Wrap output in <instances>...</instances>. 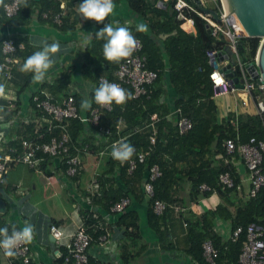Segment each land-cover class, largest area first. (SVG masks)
<instances>
[{
  "label": "crops",
  "instance_id": "1",
  "mask_svg": "<svg viewBox=\"0 0 264 264\" xmlns=\"http://www.w3.org/2000/svg\"><path fill=\"white\" fill-rule=\"evenodd\" d=\"M49 1L55 4L60 12L62 20L60 29L48 20L38 19L36 12L26 20L20 17H0V38L8 35L23 36L37 48V51L41 50L45 43L58 41L60 44L59 52L51 56L54 64L48 69L43 82H34L32 72L22 71L23 62L12 65L7 77L0 75V85L4 87V93L0 95V153L10 146L20 148L22 139L35 137L43 140L44 133H50L49 128L53 120L48 113L32 106L31 95L37 90H42L51 95L54 102L59 103L64 94L63 91L62 94L54 91L55 83L52 81L66 67L72 69L70 82L79 86V93L76 94H79L81 101L87 100V94L94 91L90 76L96 72L103 76L111 74V78L114 76V62L106 60L103 54L105 43L99 48L93 47L95 41L89 42L90 44L84 43L89 37L91 40L94 30L98 31L104 24L110 23L113 26L117 24L127 26L133 31L149 21L147 20L149 15L133 13L128 7L127 0H113L115 5L113 12L99 23L82 17L78 11L82 0H41L33 9H37L40 2ZM145 1L150 4L154 0ZM152 18L155 20L154 16ZM174 32V28H171L169 31L159 30L156 34L161 40ZM96 39L99 40L97 37ZM163 86L164 92L157 99L159 102L164 101L171 109L176 94L167 76L163 80ZM217 96L219 95L211 96L216 107L217 121L227 113L235 115L254 111L247 106L241 107L235 97L229 102L227 100L224 108L220 109L216 102ZM77 114L86 121L83 119L87 115L86 109H83L81 104L77 107ZM148 120L142 127L150 128L147 125ZM117 125L116 132L127 127L122 120H119ZM83 129L82 137L78 141L70 139L68 144L69 152L79 155L81 161L74 179L65 181L61 177L60 173L64 167L61 156H51L40 151L37 152V168L13 162L2 176L0 228L7 227L10 233L13 228L22 229L26 222L34 227L33 239L28 243L29 264H65L67 261L65 255L72 235L80 225H83L91 236L86 248L89 264H201L192 254L196 251V246H192L187 236L190 227L186 222L183 224V216L199 218L205 210L215 207L217 203H223L218 192L212 191L192 199L189 196L190 187L187 180H181L179 185L172 183L171 189L176 201L169 204L164 222L158 221L156 224L152 220L156 232L147 220L149 197L143 190V179L134 177L130 181L128 176L121 179L117 167L109 169L107 164L109 155L105 151L113 138L112 133L99 132L87 123ZM127 130L132 131V128L125 131ZM80 140L88 145L84 152L78 149L81 147ZM212 158L215 162L229 165L237 179L236 191L232 197L244 198L249 181L247 169L238 152L226 156L213 154ZM146 174L147 168L144 169L143 176ZM93 178L97 179V186L91 193V186L87 188L86 185ZM124 180L131 194L127 196L129 203L123 211H130L135 216L132 217L133 223L123 224L117 221L119 213L112 212L109 208L106 210L102 204L92 203L95 206L94 210L85 202L86 196L93 199L100 195L103 197L101 201L107 202L109 199L107 194L112 193L114 188L122 189ZM173 204L182 206L183 211H175ZM228 209L232 211L233 207L228 206ZM49 222L54 223L59 229L58 238L49 235ZM210 224L212 232L222 241L229 238L231 226L224 216L215 215ZM101 234H106L103 241L98 239ZM59 257L63 259L59 260ZM20 263V260L6 256L0 248V264Z\"/></svg>",
  "mask_w": 264,
  "mask_h": 264
},
{
  "label": "trees",
  "instance_id": "2",
  "mask_svg": "<svg viewBox=\"0 0 264 264\" xmlns=\"http://www.w3.org/2000/svg\"><path fill=\"white\" fill-rule=\"evenodd\" d=\"M39 1L41 0H26L27 6H19L17 12L9 18L20 17L22 20H26L36 12L38 19L48 20L54 26L56 25V28L60 29L62 24L61 16L60 23L58 24L53 22L50 17L52 13L59 12L58 7L49 1L40 2L39 7L33 9V6ZM127 1L128 7L133 13L142 16L149 15L146 31L133 30L131 32L141 42L140 52L145 56V66L155 70L157 75L153 83L147 86L149 88L147 95L131 96L124 104H116L113 101L109 109L100 108L97 125L92 126V128L98 130V126H103L108 131L99 132L105 134L112 133L113 138L111 141L119 136H123V140L130 143L135 151H140L146 149L148 145L147 136L149 129L142 127L143 123L147 122L151 113H155L157 120L154 122V142L150 145L142 160L136 161L133 169L127 173L128 160L120 162L114 159L111 154L107 159L109 169L117 167L121 179L123 177L125 179V176H128L130 181L134 177L145 181L147 175L143 176L144 169L148 168L151 164L158 166L160 174L151 181L152 195L148 198L149 206L147 207V220L153 229L154 224L152 220L156 224H158V221L164 222L165 215L169 210V204L176 201V197L173 195L171 189L172 183L175 182L179 185L181 180H187L190 187L189 196L192 199H195L198 195H207L212 191L218 192L223 199V203H217L215 207L205 210L199 215V218H193L189 215L183 216V220L189 224L190 228L187 236L192 246H196V251L192 254L199 263L208 264L203 260L201 255V243L205 238H209L217 248V255L212 264H225L227 262L236 264L237 255L244 239V233L241 231L234 240L228 238L222 241L210 229V221L215 215H222L230 222L231 229L236 226L244 228L248 223H254L264 231V182L253 195L249 196L246 194L244 198H233L232 195L236 191L237 179L227 163L215 162L212 156L213 154L226 156L222 145V141L225 138H232L236 143H241L253 136L256 140L264 142L262 113L259 114L255 110L235 115L227 113L225 117L217 121L215 117L216 107L211 98L212 86L208 78L210 66L207 62L205 50L221 46L222 40L213 39L206 31L204 22L195 14H193V21L196 33L185 32L173 18L174 11L171 9L170 1L163 7L155 6L153 4L154 1L151 2L152 4H149L145 0ZM44 11L49 13L48 17L42 16V12ZM151 16H154L155 20ZM0 17H7L2 14L1 6ZM171 28H174V33L169 34L161 40L158 39L157 31H169ZM95 33L96 30L92 34L90 43L95 41L96 43L93 47L99 48L106 43V40H97ZM3 38H10L15 44L18 42L22 43V47L17 48L14 52L17 60L13 65L20 62L24 63L27 57L37 51V48L31 45L23 36L8 35L1 37L0 45ZM240 40L241 43L237 47L240 60H251L255 55L259 37L241 36ZM1 59L2 53L0 49ZM117 64V62H114V71ZM10 68H12V65ZM0 75L3 76L1 72ZM99 76L103 75L96 72L89 77L93 83L94 91L87 94V100L91 103V107L86 109L87 115L92 107L98 106V103L94 99V94L95 89L101 83L97 80ZM165 76H167L168 81L175 90L176 96L173 106L178 107L180 114L187 116L191 121L190 127L182 133L177 131L175 124L178 114H171L170 107L164 101L159 102L157 99L164 92L163 80ZM71 77L72 69L71 67H66L52 81L55 83L54 91L61 93L70 82ZM103 77L108 80L114 78V76L111 78V74ZM122 88L126 89L131 95V89L128 85H122ZM40 92L42 90H37L33 95L38 94L40 96ZM33 95H31V104L34 108H37ZM50 97L52 99L51 95ZM74 103L76 107L80 106L81 98L79 94H74ZM119 120L125 121L126 129L132 128V131L128 132L127 130L126 132V129H123L116 132L115 124ZM64 122L66 123L69 136L68 144H70V139L71 141H78L82 137V130H84L83 127L87 121H83L79 114H77L75 117L66 118ZM56 124L57 122L53 120L52 126L49 128L50 133H44L43 140L59 131V127ZM79 142L80 146L87 145L83 140ZM260 166L264 171V155L261 157ZM224 170H229L232 177L233 184L229 187L220 185L217 179L218 174ZM71 179H74V177L69 178V180ZM124 181L122 189L117 190L114 188L112 193L107 194L109 195L107 196L109 198L107 202H102L103 197L100 195L93 199L90 198L91 203L102 204L108 210L109 205L120 197L131 194L129 186L126 185V180ZM200 183L209 185L212 190L200 191L198 189V184ZM153 199H159L166 204L160 214H156L152 210L151 204ZM228 206H232L233 210L230 211ZM132 217L134 218L135 216L130 211L125 210L119 213L116 219L123 224L133 223ZM198 224L200 225L198 226ZM195 227H198V229ZM154 230L157 232L156 229ZM62 259V257H59V260ZM65 264H69V261L67 260ZM86 264H89L88 257Z\"/></svg>",
  "mask_w": 264,
  "mask_h": 264
},
{
  "label": "built area",
  "instance_id": "3",
  "mask_svg": "<svg viewBox=\"0 0 264 264\" xmlns=\"http://www.w3.org/2000/svg\"><path fill=\"white\" fill-rule=\"evenodd\" d=\"M170 1L171 9L174 11L173 18L178 23V26L185 32L195 34L196 28L193 21V14L197 15L203 22L209 27V34L215 40H222L221 46L209 48L205 50V55L208 57L223 49L224 46H228L231 51L232 63L229 65L230 75L225 74L222 70V66L228 62V59H223L216 62L215 67H210L208 71V78L212 86V95H220L226 93H233L237 90H241L245 93L246 97L239 99V105L241 107L247 106L251 101L255 106L257 113L264 115V82H256L254 78L250 76L247 72L245 65L249 62H254L255 55L251 60L242 61L238 56L236 40L240 39L241 36H245L244 32L238 31L234 24V14L232 12L226 13V9L223 0H211L213 6H206L205 0H154V4L158 7H163V2L166 4ZM2 14L10 17L13 16L18 7H16L15 0L6 1L4 6H1ZM204 8H210L214 10L217 17H212ZM42 16L48 17L49 13L44 11ZM51 20L55 23H60V12H55L51 14ZM137 40V47L132 52V54L118 62L117 67L114 71L113 79H105L103 76H99L97 80L102 82L107 80L111 83H116L122 87V85H128L131 89V96L137 97L139 95H147L149 84L153 83L156 78L157 72L151 68L145 66V56L140 52L141 42ZM9 44L12 48H9ZM22 43H14L10 38H3L1 40V53L2 59L0 60V72L4 77H7L10 73V67L13 65L17 58L14 52L17 48H21ZM236 77V82L240 83L241 86L238 87L234 81ZM93 86L90 88V90ZM79 93V86L76 83L69 82L67 86L63 89L64 96L59 103L54 102L50 95L40 92L33 95V100L35 106L46 113H48L52 120L57 122L59 131L51 134L45 140H38L35 137L25 138L20 141V148L16 146L8 147L4 152L0 153V182L2 181V176L7 170V167L13 162H21L30 167L37 168L38 157L37 152L46 153L51 156H61L64 162V168L61 171V177L65 181H69V178L75 177L78 167L81 163L80 156L76 153L71 154L69 152V136L66 131V123L64 122L68 117L77 116V107L74 103V94ZM263 105V109L260 108ZM100 108L109 109L110 105L98 104L96 107H92L88 115L83 118L87 121L90 126L97 125V121L100 115ZM171 114H178V118L175 122L177 131L182 133L186 131L190 125V119L180 114V109L173 106L170 110ZM157 120V115L151 113L149 115V120L147 125L150 126L148 132V145L146 149L135 151L133 157L129 158L127 161V172H130L136 161H141L144 154L150 148V145L154 142L155 137V127L154 122ZM118 121L115 124L117 125ZM98 131L107 132V128L98 126ZM124 141L123 136H119L113 139L106 149L107 155H111L113 152V147L118 143ZM225 153L231 155L233 152L237 151L242 163L247 169L248 174V189L246 194L251 196L264 182V171L261 169L260 161L261 157L264 155V142L261 140H256L255 137L251 136L247 141L236 143L232 138H225L222 141ZM87 145L81 146L80 152L86 150ZM160 170L156 164H151L147 168V179L143 181V190L145 194L150 197L152 195V185L151 181L159 176ZM50 178V177H48ZM220 185L229 187L233 184L232 177L229 170L221 171L217 176ZM91 186V193H93L95 187L97 186V179L93 178L86 185L87 188ZM198 189L200 191L212 190L209 185L205 183L198 184ZM85 202L91 209L95 210V206L91 203L89 197H85ZM129 203V198L127 196L120 197L118 200L113 202L109 209L115 213H121ZM166 204L159 200L153 199L151 207L154 213L160 214ZM173 209L177 212L183 211L182 206L179 204H173ZM185 224V221H183ZM244 233V239L241 243L236 264H264V231L263 229L254 224L248 223L244 228L241 226H236L230 230L229 239L234 240L240 232ZM49 235L53 238H58L60 236L59 229L54 223H48ZM11 235V232L8 233ZM3 238V237H2ZM106 234H101L98 236L100 241L105 240ZM1 239V237H0ZM91 240V236L85 230L83 225H80L74 231L70 245L67 249L65 255V260L69 261V264H86L87 252L86 248ZM28 243L25 244L21 242L15 249L16 255L13 256L14 259L21 261L20 264H29L28 256ZM201 252L203 259L206 263L212 264L216 255L217 248L213 245L209 238H205L201 243ZM225 264H233L232 262H227Z\"/></svg>",
  "mask_w": 264,
  "mask_h": 264
},
{
  "label": "clouds",
  "instance_id": "4",
  "mask_svg": "<svg viewBox=\"0 0 264 264\" xmlns=\"http://www.w3.org/2000/svg\"><path fill=\"white\" fill-rule=\"evenodd\" d=\"M5 0H0V6H4ZM16 7L21 5L27 6L26 0H15ZM115 8L113 0H82L78 11L85 19H91L96 22H103ZM138 30L146 31L147 25L141 24ZM98 39H105L103 45V54L106 60L111 62H119L122 59L128 58L137 47V40L133 36L131 30L127 26L112 24H104V26L95 33ZM90 42L89 39L84 41L85 44ZM9 48L12 45L9 44ZM60 44L54 41L51 44L45 43L41 50L35 51L27 57L22 65L21 70L24 72L33 73V81L36 83L43 82L48 69L54 64L51 56L59 52ZM4 87L0 85V95H3ZM131 98L130 93L116 83H111L104 80L99 87L95 89L94 99L96 103L102 105H110L113 101L116 104H124ZM81 107L88 109L91 103L88 100L81 101ZM134 147L122 141L113 147V158L124 162L131 158L134 154ZM34 227L26 222L25 226L16 230L13 228L11 235L8 234V228H0V248L4 250V254L8 257L16 255L14 249L21 243H30L33 239Z\"/></svg>",
  "mask_w": 264,
  "mask_h": 264
},
{
  "label": "water",
  "instance_id": "5",
  "mask_svg": "<svg viewBox=\"0 0 264 264\" xmlns=\"http://www.w3.org/2000/svg\"><path fill=\"white\" fill-rule=\"evenodd\" d=\"M198 2V0H194ZM226 13H235L244 27L245 36L259 37L257 48L255 51L254 62H249L245 65L247 72L256 82H264V0H223ZM163 5L165 3L163 2ZM212 17L216 18L217 14L210 8H204ZM205 29L209 32V27L205 24ZM241 40L237 39L236 44L240 45ZM228 59V62L222 66L225 74L230 75L229 65L232 63L231 51L228 46H224L223 49L211 54L208 57V65L215 67L217 61ZM236 82V77H234ZM238 87L240 83H235ZM263 109V105H260ZM264 121V115H263Z\"/></svg>",
  "mask_w": 264,
  "mask_h": 264
},
{
  "label": "rangeland",
  "instance_id": "6",
  "mask_svg": "<svg viewBox=\"0 0 264 264\" xmlns=\"http://www.w3.org/2000/svg\"><path fill=\"white\" fill-rule=\"evenodd\" d=\"M205 5L206 6H213V3L211 0H205ZM244 96L246 97L245 93L241 90H237L233 93H226V94H223V95H219L216 97V102H217V105L220 109H223L224 108V104L226 103V101L228 100V102L230 101V99L232 100V98L235 97L236 101L239 102V99ZM248 108H251V109H254L256 110L255 106L253 105V103L250 101L249 102V105H247Z\"/></svg>",
  "mask_w": 264,
  "mask_h": 264
},
{
  "label": "bare ground",
  "instance_id": "7",
  "mask_svg": "<svg viewBox=\"0 0 264 264\" xmlns=\"http://www.w3.org/2000/svg\"><path fill=\"white\" fill-rule=\"evenodd\" d=\"M224 3V2H223ZM233 24L235 26V28L238 30V31H241V32H246L244 27L242 26L241 22L239 21L238 17L236 16V14L234 13V20H233Z\"/></svg>",
  "mask_w": 264,
  "mask_h": 264
}]
</instances>
